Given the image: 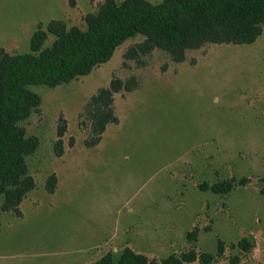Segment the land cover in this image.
I'll list each match as a JSON object with an SVG mask.
<instances>
[{
	"label": "rangeland",
	"instance_id": "374dc122",
	"mask_svg": "<svg viewBox=\"0 0 264 264\" xmlns=\"http://www.w3.org/2000/svg\"><path fill=\"white\" fill-rule=\"evenodd\" d=\"M103 2L0 0V46L29 51L39 23L52 19L84 28ZM143 39L126 40L69 83L31 86L41 105L22 125L40 140L27 156L36 187L21 215L1 212L0 264H91L127 246L161 261L192 248L217 254L219 241L223 252L210 264H232L236 255L237 264H264V25L253 43L207 44L181 62L159 48L127 56ZM113 78L134 79L132 88L115 93L119 121L89 145L85 106ZM223 179L234 180L228 193L201 187ZM196 225L198 240L190 242ZM243 237L254 244L250 252L238 246Z\"/></svg>",
	"mask_w": 264,
	"mask_h": 264
},
{
	"label": "trees",
	"instance_id": "16d2710c",
	"mask_svg": "<svg viewBox=\"0 0 264 264\" xmlns=\"http://www.w3.org/2000/svg\"><path fill=\"white\" fill-rule=\"evenodd\" d=\"M85 19L84 28L68 26L62 19H52L46 26L39 23L26 52L11 53L0 46V216L9 210L21 215V202L36 187L27 156L36 151L40 140L28 135L22 125L41 105V97L31 89L32 85L56 87L87 75L107 62L122 43L137 35L144 39L131 47L127 56L148 54L159 48L175 62L184 61L187 50L207 44L253 43L263 32L264 0H104ZM49 34L54 39L45 46ZM132 81L113 78L109 86L91 96L85 106L93 120L94 134L89 145L100 141L109 123L119 121L114 95L123 88L130 90ZM65 130V124H60L55 143L58 155L63 152ZM56 186L57 176L52 173L46 188L52 193ZM201 187L218 194L228 193L234 180L204 183ZM199 232V226H194L187 232V240L196 242ZM238 246L250 252L254 244L243 237ZM222 252L223 243L219 241L217 254L199 253L192 248L158 261L127 246L120 254L108 251L91 264H187L196 260L210 264ZM239 261L240 256L236 255L231 263Z\"/></svg>",
	"mask_w": 264,
	"mask_h": 264
}]
</instances>
